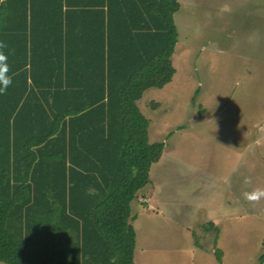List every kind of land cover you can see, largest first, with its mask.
<instances>
[{
	"label": "trees",
	"instance_id": "1",
	"mask_svg": "<svg viewBox=\"0 0 264 264\" xmlns=\"http://www.w3.org/2000/svg\"><path fill=\"white\" fill-rule=\"evenodd\" d=\"M179 8L0 0L12 79L0 92L1 263L134 264L131 203L164 149L137 102L175 75Z\"/></svg>",
	"mask_w": 264,
	"mask_h": 264
},
{
	"label": "rangeland",
	"instance_id": "2",
	"mask_svg": "<svg viewBox=\"0 0 264 264\" xmlns=\"http://www.w3.org/2000/svg\"><path fill=\"white\" fill-rule=\"evenodd\" d=\"M178 1L175 75L137 102L164 149L131 203L133 261L258 264L264 199L243 193L264 188V0Z\"/></svg>",
	"mask_w": 264,
	"mask_h": 264
},
{
	"label": "clouds",
	"instance_id": "3",
	"mask_svg": "<svg viewBox=\"0 0 264 264\" xmlns=\"http://www.w3.org/2000/svg\"><path fill=\"white\" fill-rule=\"evenodd\" d=\"M7 45L0 43V92L5 91L12 83V79L9 76V66L7 63L8 56L3 51ZM245 185H250L252 180L250 177H246L244 180ZM244 198L249 203H258L264 199V188H253L251 191H246L243 193Z\"/></svg>",
	"mask_w": 264,
	"mask_h": 264
},
{
	"label": "crops",
	"instance_id": "4",
	"mask_svg": "<svg viewBox=\"0 0 264 264\" xmlns=\"http://www.w3.org/2000/svg\"><path fill=\"white\" fill-rule=\"evenodd\" d=\"M180 4V3H179ZM180 9V8H179ZM179 11V10H178ZM176 14V13H175Z\"/></svg>",
	"mask_w": 264,
	"mask_h": 264
}]
</instances>
